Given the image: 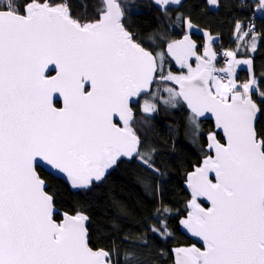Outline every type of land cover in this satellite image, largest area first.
<instances>
[{"label": "snow or ice", "instance_id": "obj_1", "mask_svg": "<svg viewBox=\"0 0 264 264\" xmlns=\"http://www.w3.org/2000/svg\"><path fill=\"white\" fill-rule=\"evenodd\" d=\"M238 4L253 19L234 21L236 47L219 50V35L193 17L222 0H152L161 28L143 37L129 23L139 7L129 0H0V264H154L151 241L180 228L202 246L171 249L173 264H264V71L253 62L264 47L255 23L264 0ZM182 106L183 135L206 147L187 174L189 210L178 217L163 198L167 174L151 121ZM209 116L223 140L204 137ZM126 162L138 165L158 206L143 231L94 248L89 216L61 212L59 197L91 191Z\"/></svg>", "mask_w": 264, "mask_h": 264}, {"label": "trees", "instance_id": "obj_2", "mask_svg": "<svg viewBox=\"0 0 264 264\" xmlns=\"http://www.w3.org/2000/svg\"><path fill=\"white\" fill-rule=\"evenodd\" d=\"M79 3V0H74ZM129 3L137 4L139 7L134 10L129 23L134 32L141 37L148 33L155 32L161 28V14L152 6V0H129ZM223 7L214 9L210 13L197 9L193 20L199 29L210 30L219 35V41L215 47L217 49L235 48L234 38L225 48L222 40L233 31L234 21L240 20L247 24L253 17L252 13L241 9L238 0H222ZM236 4V7H232ZM259 29L264 30V17L257 14ZM180 29L170 27L168 35L173 38H180ZM193 37L202 42L204 36L195 31ZM221 40V41H220ZM159 50V49H157ZM254 70L259 75L264 71V47H258V51L253 56ZM179 70V69H177ZM241 79L248 77V71L243 69L238 73ZM139 122L143 121L144 114L139 106H135ZM188 112L182 106L175 110V114L168 115L163 112L151 121L153 131L151 135L160 146L162 155L159 163L166 171V179L163 183V198L166 204L173 208L174 214L183 217L188 212L186 207L191 199V193L186 189L187 174L198 166L202 160L206 147V140L201 139L198 147L191 144L190 139L183 135V124ZM175 121V123H173ZM203 121V120H202ZM264 125V121L261 122ZM203 135L206 138L209 132H216L212 121L202 122ZM173 129H180V134L176 135ZM223 140V136L217 134ZM174 141V144H173ZM43 169L41 174L45 175ZM143 175L138 165L135 163H124L109 174L102 184L94 185L91 191H81L68 196L61 193L58 207L61 212L74 213L82 211L90 218L89 235L90 244L94 248H109L113 242L119 243L120 239L127 232L143 231L152 214V210L158 206L156 199L144 190L143 184L138 177ZM63 189V185H61ZM200 203H204L200 199ZM174 227L176 224L174 222ZM149 236L151 234L149 233ZM152 257L154 264H173L171 249L177 246H191L198 244L185 231L180 228L176 232L175 238L163 241L159 238L151 241ZM128 247V245H124ZM162 249L166 255L161 257L158 250Z\"/></svg>", "mask_w": 264, "mask_h": 264}, {"label": "water", "instance_id": "obj_3", "mask_svg": "<svg viewBox=\"0 0 264 264\" xmlns=\"http://www.w3.org/2000/svg\"><path fill=\"white\" fill-rule=\"evenodd\" d=\"M134 111H135V109H134ZM202 120H203V121H212L213 124H214V126H215V128H216L214 117L209 116L208 118H202ZM216 129H217V128H216ZM217 134L222 135V132H221L219 129H217ZM116 168H117V167H116ZM116 168H115V169H116ZM115 169L110 170V174H111V172H112L113 170H115ZM43 170H44L45 172H47V169H46V168H44ZM104 181H105V180H104ZM104 181H101V182H99L98 184H102ZM185 186H186V189L191 193V190L187 187V183H186ZM201 200L204 201L203 206H205V207L210 206V203H209L208 201L204 200L203 198H201ZM89 222H90V219H89ZM183 230H184V229H183ZM184 231H185V233H186L188 236H190L195 242L198 243V244H196V246H198V247L202 246V241H199L197 238L193 237V236L191 235V233L187 232L186 230H184Z\"/></svg>", "mask_w": 264, "mask_h": 264}, {"label": "crops", "instance_id": "obj_4", "mask_svg": "<svg viewBox=\"0 0 264 264\" xmlns=\"http://www.w3.org/2000/svg\"><path fill=\"white\" fill-rule=\"evenodd\" d=\"M197 32H199V33H202L203 34V32L202 31H197ZM233 32V31H232ZM232 32L227 36V39H225V40H222V43L224 44V47L225 48H229V44H230V42H231V40L233 39V35H232ZM221 41V40H220ZM195 65V64H194ZM173 69L174 70H176V71H179V70H177V68H176V66H175V64L173 63ZM243 69H246V68H243ZM240 72V71H239ZM238 72V73H239Z\"/></svg>", "mask_w": 264, "mask_h": 264}, {"label": "rangeland", "instance_id": "obj_5", "mask_svg": "<svg viewBox=\"0 0 264 264\" xmlns=\"http://www.w3.org/2000/svg\"><path fill=\"white\" fill-rule=\"evenodd\" d=\"M193 39H195L198 43H200V41L199 40H197L196 38H194L193 37ZM195 66V65H194ZM243 68H246L245 66H241V68L240 69H238V72L239 71H241V70H243ZM245 70H247V69H245ZM137 115V114H136ZM202 127V126H201ZM190 142H191V144L192 145H194L195 147H198L199 145H200V143H201V139L198 141V142H193L192 140H190ZM200 200H198V202H199Z\"/></svg>", "mask_w": 264, "mask_h": 264}, {"label": "built area", "instance_id": "obj_6", "mask_svg": "<svg viewBox=\"0 0 264 264\" xmlns=\"http://www.w3.org/2000/svg\"><path fill=\"white\" fill-rule=\"evenodd\" d=\"M253 19V17L250 19V20H252ZM255 23H256V26H257V28H259V26H258V17H257V15L255 16ZM219 50H224V49H219ZM220 64H223V59L221 58V60H220Z\"/></svg>", "mask_w": 264, "mask_h": 264}, {"label": "flooded vegetation", "instance_id": "obj_7", "mask_svg": "<svg viewBox=\"0 0 264 264\" xmlns=\"http://www.w3.org/2000/svg\"><path fill=\"white\" fill-rule=\"evenodd\" d=\"M135 112H137L136 109H135Z\"/></svg>", "mask_w": 264, "mask_h": 264}]
</instances>
